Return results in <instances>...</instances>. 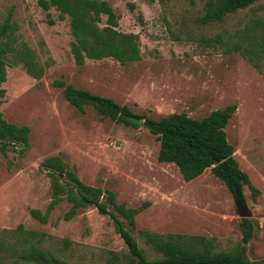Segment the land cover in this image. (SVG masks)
<instances>
[{
  "label": "rangeland",
  "instance_id": "obj_1",
  "mask_svg": "<svg viewBox=\"0 0 264 264\" xmlns=\"http://www.w3.org/2000/svg\"><path fill=\"white\" fill-rule=\"evenodd\" d=\"M39 1L0 0V27L10 14L18 25L11 35L14 51L7 56V81L0 87L5 92L0 114L31 130L29 150L22 151L21 145L6 153L0 149V231L10 232L0 236L16 244L23 238L20 226L25 232L44 233L48 238L40 247L70 264H107L106 252L128 253L110 219L95 208L66 221L71 205L64 202L46 225L31 216L33 209L45 213L53 199L52 180L41 165L60 156L84 184L114 192L119 204L133 209L146 205L132 233L150 259L158 255L141 230L214 238L219 251H234L243 239L239 199L255 226L247 255L253 262L264 260V60L257 70L234 49L249 46L243 35L249 29L261 32L264 0L208 25L201 20L210 0H98L112 7L119 32L139 37L142 60L126 65L114 59L87 60L84 66L76 65L71 52L75 40L70 19L60 21L58 11H44ZM106 23L104 16L100 27ZM21 51H30L37 71L43 70L41 80L19 61ZM56 81L155 120L172 114L202 120L236 105L227 139L260 194L254 197L244 187L234 196L211 170L185 182L175 164L158 161L160 142L148 129L103 119L92 106L80 111L67 101L64 89L54 87ZM64 240L73 243L66 252L61 251Z\"/></svg>",
  "mask_w": 264,
  "mask_h": 264
},
{
  "label": "trees",
  "instance_id": "obj_2",
  "mask_svg": "<svg viewBox=\"0 0 264 264\" xmlns=\"http://www.w3.org/2000/svg\"><path fill=\"white\" fill-rule=\"evenodd\" d=\"M259 1L210 0L206 4V14L201 23H223L228 16L251 8ZM39 6L46 12L54 8L60 13V21L70 19L75 40L71 52L77 66H84L87 60L114 59L122 65L142 60L139 37L117 30L119 18L108 2L40 0ZM104 16L107 17V23L100 27ZM12 17L10 14L0 27V87L7 81V56L14 51L10 46V42L14 43L11 35L18 30V25L12 21ZM48 17V23L54 25L50 14ZM258 25L260 24L257 23L255 28H258ZM243 35L249 46L242 50L238 44L234 48L235 51L241 52L244 57L250 59L257 70H261L260 64L264 60V26L260 33L249 29ZM18 59L31 76L37 80L42 79L43 70L38 68L37 71L30 51L19 52ZM54 87L64 89L67 101L80 111H84L86 106H92L103 119L133 127L139 126L130 120L131 117L145 120L144 127L160 142L158 161L163 164H175L185 182H192L211 170L234 196L242 192L244 187H249L254 197L260 194L247 173L241 169L235 156V148L227 139L226 128L237 112L236 105L214 111L202 120L193 119L186 114H172L155 120L145 115L135 116L127 106L76 89L64 81H56ZM4 93L2 90L0 95ZM30 133L29 127L11 124L0 114V149L4 153L18 145L23 146L24 152L29 150ZM216 162H219V165L216 166ZM41 168L47 171L52 180L53 199L45 213L33 209L30 210L31 216L46 225L49 224L52 213L64 202L71 205L64 216L66 221L73 220L83 209L95 208L100 215L110 219L128 249L127 254L106 252L104 258L107 264H264V260L253 262L247 255V246L255 236V226L250 219L241 220L242 243L232 252L219 251L217 240L214 238L181 234L162 235L141 230L139 234L146 245L158 255L157 258L150 259L132 233L137 229L136 218L146 209V205L133 209L119 204L114 192L84 184L76 170H71L60 156L47 158ZM17 231L23 238L16 244H11L5 236H0V264H70L52 251L40 247L48 238L46 234L25 232L23 226ZM9 233L8 230L0 231V234L4 235ZM62 243V252L69 251L73 246L70 240H64Z\"/></svg>",
  "mask_w": 264,
  "mask_h": 264
},
{
  "label": "water",
  "instance_id": "obj_3",
  "mask_svg": "<svg viewBox=\"0 0 264 264\" xmlns=\"http://www.w3.org/2000/svg\"><path fill=\"white\" fill-rule=\"evenodd\" d=\"M130 120L132 122H134L135 124H137L139 127L144 126V123H145L143 120H139V119L134 118V117H131ZM215 165L216 166L219 165V162H216ZM236 205L238 208L240 218H242V219H250L251 218V214L248 212L247 208L242 204L241 200L237 199Z\"/></svg>",
  "mask_w": 264,
  "mask_h": 264
}]
</instances>
